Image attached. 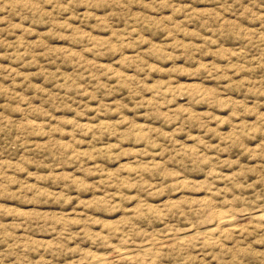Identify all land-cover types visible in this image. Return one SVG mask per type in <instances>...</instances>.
I'll return each mask as SVG.
<instances>
[{"label":"rangeland","instance_id":"1","mask_svg":"<svg viewBox=\"0 0 264 264\" xmlns=\"http://www.w3.org/2000/svg\"><path fill=\"white\" fill-rule=\"evenodd\" d=\"M0 264H264V0H0Z\"/></svg>","mask_w":264,"mask_h":264},{"label":"bare ground","instance_id":"2","mask_svg":"<svg viewBox=\"0 0 264 264\" xmlns=\"http://www.w3.org/2000/svg\"><path fill=\"white\" fill-rule=\"evenodd\" d=\"M222 213V212H221ZM225 214V213H224ZM216 216H217V221H218V223L219 224H221V225H225V224H228L229 225V223H232V220L231 219H229L228 217H226V216H223V215H221L219 212L218 213H216ZM232 216V215H231ZM237 216V215H236ZM250 216V215H249ZM247 218H248V216H247ZM236 219V218H235ZM243 219H244V217H243ZM237 220V219H236ZM212 223V222H211ZM210 223V224H211ZM216 224V223H215ZM214 225V224H213ZM217 225V224H216ZM215 225V226H216ZM234 225V224H233ZM211 226H212V224H211ZM235 226V225H234ZM218 227L221 229V227L218 225ZM226 227H227V225H226ZM231 227V226H230ZM210 229H211V227H210ZM215 229H217V228H215ZM230 229V228H229ZM224 229H222V231H223ZM205 231H206V229H205ZM207 231H208V229H207ZM174 238H177V237H174ZM184 238V237H183ZM217 238V237H216ZM215 238V239H216ZM155 239V238H154ZM158 239V238H157ZM181 239V238H180ZM180 239H178V240H180ZM209 239H210V237H209ZM218 241H219V239H218ZM155 242V241H154ZM160 242H162V240L160 241ZM152 244H155V243H152ZM159 244V243H158ZM156 246V245H155ZM157 247V246H156ZM122 249V248H121ZM121 249H118L119 250V255L120 256H122V255H125V256H129L130 255V253L129 252H127V250H121ZM149 249V248H148ZM129 251V250H128ZM145 251V250H144ZM143 252V251H142ZM151 252V251H150ZM147 254V253H146ZM151 254H152V252H151ZM115 257V256H114Z\"/></svg>","mask_w":264,"mask_h":264}]
</instances>
